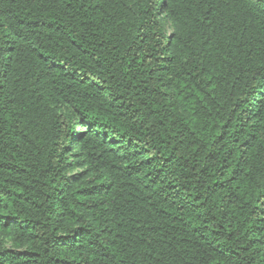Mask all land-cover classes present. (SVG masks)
Masks as SVG:
<instances>
[{"label":"trees","instance_id":"16d2710c","mask_svg":"<svg viewBox=\"0 0 264 264\" xmlns=\"http://www.w3.org/2000/svg\"><path fill=\"white\" fill-rule=\"evenodd\" d=\"M0 264H264V0H0Z\"/></svg>","mask_w":264,"mask_h":264},{"label":"rangeland","instance_id":"374dc122","mask_svg":"<svg viewBox=\"0 0 264 264\" xmlns=\"http://www.w3.org/2000/svg\"><path fill=\"white\" fill-rule=\"evenodd\" d=\"M166 28H167V31H168L169 33L172 32V25H171V24H167V25H166Z\"/></svg>","mask_w":264,"mask_h":264}]
</instances>
